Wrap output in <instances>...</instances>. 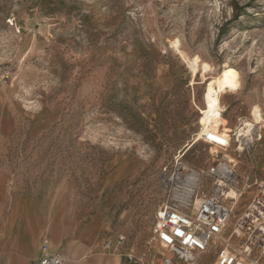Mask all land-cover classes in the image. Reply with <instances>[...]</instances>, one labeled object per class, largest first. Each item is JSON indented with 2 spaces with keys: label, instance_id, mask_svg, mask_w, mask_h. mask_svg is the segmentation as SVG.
<instances>
[{
  "label": "rangeland",
  "instance_id": "374dc122",
  "mask_svg": "<svg viewBox=\"0 0 264 264\" xmlns=\"http://www.w3.org/2000/svg\"><path fill=\"white\" fill-rule=\"evenodd\" d=\"M227 66L238 84L221 96L223 151L202 136L206 87ZM254 107L264 116V0H0L4 162L100 215L134 264L165 252L164 170L180 156L197 169L233 158L245 210L264 179V122L237 132ZM215 259L213 248L197 264Z\"/></svg>",
  "mask_w": 264,
  "mask_h": 264
},
{
  "label": "built area",
  "instance_id": "2783aa9c",
  "mask_svg": "<svg viewBox=\"0 0 264 264\" xmlns=\"http://www.w3.org/2000/svg\"><path fill=\"white\" fill-rule=\"evenodd\" d=\"M202 139L227 150L230 138L208 131ZM164 203L158 212L156 238L164 253L154 264H197L200 255L216 248L213 264H264V179L245 210L235 214L240 189L237 162L214 160L206 169L190 166L182 156L164 170ZM207 177L213 189L201 194ZM59 253L44 254L40 264H62Z\"/></svg>",
  "mask_w": 264,
  "mask_h": 264
},
{
  "label": "crops",
  "instance_id": "0c3cea01",
  "mask_svg": "<svg viewBox=\"0 0 264 264\" xmlns=\"http://www.w3.org/2000/svg\"><path fill=\"white\" fill-rule=\"evenodd\" d=\"M0 124V145L8 136ZM0 149V264H40L59 253L62 264H134L103 237L100 215L84 217L49 182L19 172Z\"/></svg>",
  "mask_w": 264,
  "mask_h": 264
},
{
  "label": "bare ground",
  "instance_id": "6f19581e",
  "mask_svg": "<svg viewBox=\"0 0 264 264\" xmlns=\"http://www.w3.org/2000/svg\"><path fill=\"white\" fill-rule=\"evenodd\" d=\"M185 59L187 57L183 55ZM188 60V59H187ZM188 62L191 64L192 68L196 69V62ZM205 67H208L206 64ZM238 79L235 72L229 66L224 67V69L212 80L206 87L205 93V104H206V118H205V132L208 131H219L222 124V112L224 107L221 102V96L229 91L234 90L237 87ZM252 120L243 121L242 125L237 128L238 136H253L257 133V125L264 122V116L261 109L254 107L252 109ZM201 138L198 137L193 143H191L186 149V153L193 148V146ZM239 150L243 151L242 145L238 147ZM245 192V191H244ZM237 201L241 200L240 194H237Z\"/></svg>",
  "mask_w": 264,
  "mask_h": 264
}]
</instances>
